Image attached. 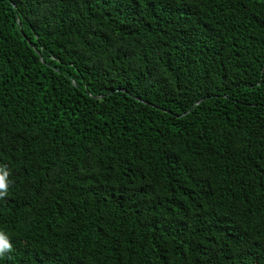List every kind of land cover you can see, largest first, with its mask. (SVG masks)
Segmentation results:
<instances>
[{"label": "trees", "instance_id": "trees-1", "mask_svg": "<svg viewBox=\"0 0 264 264\" xmlns=\"http://www.w3.org/2000/svg\"><path fill=\"white\" fill-rule=\"evenodd\" d=\"M0 168V264H264V0H0Z\"/></svg>", "mask_w": 264, "mask_h": 264}, {"label": "clouds", "instance_id": "clouds-1", "mask_svg": "<svg viewBox=\"0 0 264 264\" xmlns=\"http://www.w3.org/2000/svg\"><path fill=\"white\" fill-rule=\"evenodd\" d=\"M8 171L4 168H0V198H3L7 194L6 177ZM11 249V244L5 233L0 232V256H3L7 251Z\"/></svg>", "mask_w": 264, "mask_h": 264}, {"label": "water", "instance_id": "water-1", "mask_svg": "<svg viewBox=\"0 0 264 264\" xmlns=\"http://www.w3.org/2000/svg\"><path fill=\"white\" fill-rule=\"evenodd\" d=\"M37 55H38V57H39V58H41V56H40V54H39V53H37Z\"/></svg>", "mask_w": 264, "mask_h": 264}]
</instances>
